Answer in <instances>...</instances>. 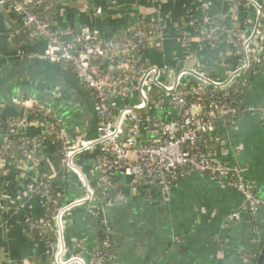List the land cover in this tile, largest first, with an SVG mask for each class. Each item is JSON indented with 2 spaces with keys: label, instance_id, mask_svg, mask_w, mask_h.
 <instances>
[{
  "label": "built area",
  "instance_id": "1",
  "mask_svg": "<svg viewBox=\"0 0 264 264\" xmlns=\"http://www.w3.org/2000/svg\"><path fill=\"white\" fill-rule=\"evenodd\" d=\"M227 1L231 6L228 15L221 19L216 16L218 28L207 30L200 40L211 49L222 48L226 43L229 56L223 52L214 65L224 75L223 78L212 76L213 66L202 69L210 84L199 89L197 72L191 67L174 69L145 58V52L155 47L161 32L160 26L152 21H142L147 28H142L139 20L127 30L110 35L98 27L84 25L68 37L53 25L47 14L48 0H0V7L21 19L17 34L31 43L44 42L43 51L33 52L32 56L71 69L96 99L94 138L70 139L53 108L34 98L15 99L14 103L24 108V114L11 117L7 129L0 131L4 167L1 170L6 173L24 165L23 171L32 173L26 196L42 198L46 210V215L39 218L26 216L25 230L38 240L48 237L50 231L57 232L60 246L55 253V264H116L118 257L113 251L112 231L106 220H103L107 235L103 250L95 249L90 259L66 255L64 236L68 210L90 202L96 213H103L106 205L101 206V202L114 200L110 196L117 176L130 178L133 191L145 186V193L165 199L193 171L204 173L212 183H230L242 194V203L231 213V218L246 222L254 239L262 242L256 221L264 199L257 193L255 184L241 167L221 161L205 150L212 143L224 144V133L237 127L242 118L257 115L264 123V94L260 103L246 100L253 79L264 76V70L255 68L252 79L244 77L255 64H264V0H246L241 11L236 10L238 4L234 0ZM96 12L101 13L102 8ZM133 26L136 30L131 35ZM180 42L186 43L183 39ZM224 78L227 81L220 83ZM232 90L239 97L236 104L227 100ZM219 91L224 92V97L219 96ZM28 125L36 130L31 136L27 133ZM48 143H56L63 168L78 177L86 191L84 197L68 203L57 198L61 196L53 187V175L42 172L40 167ZM13 148L18 149V155ZM89 148L100 151L96 186L76 160L78 154ZM4 174L0 176L1 213L7 210L11 200L3 185ZM97 190L100 195L96 194ZM49 210L54 215H49ZM219 245L224 251L229 242L221 241ZM240 253L251 262L257 257L256 253ZM24 259L17 261L35 264Z\"/></svg>",
  "mask_w": 264,
  "mask_h": 264
},
{
  "label": "crops",
  "instance_id": "2",
  "mask_svg": "<svg viewBox=\"0 0 264 264\" xmlns=\"http://www.w3.org/2000/svg\"><path fill=\"white\" fill-rule=\"evenodd\" d=\"M150 1L142 0L138 8L132 6L135 0H48V5L49 10H54L50 15L53 25L70 37L84 25L98 27L110 35L127 30L139 20L146 23L154 17ZM188 1L177 0L170 9L173 15L160 14L166 40L161 49L145 52L147 60L178 66L181 50L174 38L178 32L175 18L182 16ZM206 1L210 3L196 12L190 5L189 14H200L198 17H204V22L212 23L227 10L225 0ZM99 7L101 13L96 12ZM20 22L12 11L0 7V131L7 129L11 117L24 114V108L14 103L15 99L34 98L53 108L70 139L94 138L97 134L95 95L79 83L71 69L33 57L32 53L42 52L45 44L31 43L17 34ZM213 68L216 69L212 76L224 75L217 66ZM263 94L264 76H259L253 79L246 100L260 103ZM35 132L34 127L27 126L28 135ZM223 140L224 144L211 149L212 155L241 167L264 199V123L257 115L242 118L237 127L224 133ZM99 156L97 148L76 156L93 186H96ZM21 167L5 173L1 170L4 167L0 157V170L5 173L3 185L11 199L7 210L0 211V264L24 258L26 263L55 264V253L60 246L57 232L50 231L48 237L38 240L25 230L26 216L39 218L46 215V210L42 198L26 196L32 173L23 171L24 165ZM40 167L42 172L53 175V187L63 203L86 195L78 177L63 168L56 143L47 144ZM130 182L128 177H116L115 185L122 186V194L106 204L102 213L103 220L111 227L113 251L118 257L116 264H252L240 252L255 253L262 248V242L254 239L246 222L231 218V213L242 203V194L230 183H212L204 173L193 171L165 199L157 194L133 191ZM89 203L75 205L67 212L66 255L90 259L97 249L89 218V212L96 210ZM51 213L54 215V211ZM257 220L263 233L264 206ZM221 241L229 242L224 251L219 245Z\"/></svg>",
  "mask_w": 264,
  "mask_h": 264
},
{
  "label": "rangeland",
  "instance_id": "3",
  "mask_svg": "<svg viewBox=\"0 0 264 264\" xmlns=\"http://www.w3.org/2000/svg\"><path fill=\"white\" fill-rule=\"evenodd\" d=\"M228 4V1L225 0ZM142 2V0H135V5L132 4V6L137 7L140 5V3ZM151 10L153 11L154 17L153 18H148V23H150L152 21L153 24L160 26L161 28V34H158V40L155 43V47L149 48V49H158V48H162L163 44L166 40V35L165 33H163V27H162V18L160 17V14L162 13H172V11L170 9L173 8V6H176L177 0H151L150 2ZM207 3H210V1H206V0H198V1H194V0H189L187 2V6L183 7L184 11H182V16L175 18L176 20V28L178 30L177 34L174 35L173 37L175 38V40H177V44L180 47L181 50V56L178 58L177 62L178 69L179 68H185V67H191V69L194 72H197V79H198V84H199V89L204 88L205 86H207V84L210 82L207 80V77L204 75L202 69H208L210 66H214L215 63H217V61L219 60V56L224 53H226V56L228 57L229 55L227 54L229 48H225L226 47V43H223L222 48L220 46H215L213 49H211V47H206L207 45H205L204 43H202L201 38L202 35L207 34V30L208 31H213L216 30L218 28L216 21L218 19H213L212 23H206L204 22L203 18L204 17H198L196 16L197 14H195V16H191L187 10V8L191 5L193 6L192 9L193 11H197L199 8L203 7L204 5L207 6ZM198 5V6H195ZM230 4H228L227 10L225 13H223L219 18H223L226 14L228 15L229 13V9H230ZM246 7V6H245ZM244 7V9H245ZM138 8V7H137ZM207 8V7H206ZM251 9H253L250 6ZM206 11V10H205ZM194 13V12H192ZM170 15V14H169ZM173 15V13H172ZM171 15V16H172ZM219 21V20H218ZM217 21V22H218ZM245 22V21H244ZM214 24V25H213ZM190 28L192 29V32H189L188 30ZM233 36V35H231ZM183 39L184 42L186 43H181L180 40ZM230 40V39H229ZM186 45V46H185ZM226 50V51H224ZM169 66V65H168ZM220 66V65H219ZM172 67V66H170ZM176 67H172L174 69H177ZM223 68V67H222ZM216 68H212L211 69V73L213 72L214 75V70ZM224 69V68H223ZM222 75H220L219 77H221ZM217 77V76H215ZM208 78L210 79L211 77L208 76ZM212 79V78H211ZM219 81H222L220 83H224L225 81H227V78L221 79ZM212 86H215L214 84H212ZM225 86V85H223ZM2 105V104H1ZM262 234V243H261V247L263 245L264 242V232L261 233Z\"/></svg>",
  "mask_w": 264,
  "mask_h": 264
},
{
  "label": "trees",
  "instance_id": "4",
  "mask_svg": "<svg viewBox=\"0 0 264 264\" xmlns=\"http://www.w3.org/2000/svg\"><path fill=\"white\" fill-rule=\"evenodd\" d=\"M235 3H237L238 5V8L236 10H239L241 11L244 7V5L246 4V0H234ZM49 4V2L47 3V5ZM53 9L51 8L50 10H47V14L48 15H51L53 13ZM263 23H264V18H263ZM139 24L141 25L142 28H147V25L144 24L142 21L139 22ZM136 30V28L133 26L132 28V31H131V35L134 34V31ZM129 35V36H131ZM257 68L259 70H264V64H261V65H254L253 68H251L247 73L244 74V77L245 78H249V79H252L253 77V70ZM219 96L220 97H224V92L223 91H219ZM241 99V98H240ZM227 100L229 102H234L236 104V102L239 101V97L238 95L235 93V90H232L231 92V96L227 98ZM43 102V101H42ZM55 137V136H53ZM211 149H216V144L212 143L210 144L209 148H205V150H208V151H211ZM13 152L16 153L18 155V149H14L13 148ZM2 171L0 170V176L2 175ZM146 189L145 186H140V190L144 191ZM122 191V186H118V185H115L113 189H111V196L110 198H115L117 197L120 192ZM96 194L97 195H100V190H97L96 191ZM57 198H60L61 202L63 201V199L61 197H57ZM109 201L108 199L104 200L101 202V206H105L106 204H108ZM52 210H49V215H52ZM89 218H90V225H91V229L95 235V239H96V243H97V249L98 250H103V241L105 240L106 238V231H105V226L103 224V214L101 212L99 213H96V212H93V211H90L89 212ZM256 224L258 225V221H256ZM260 228V227H259ZM264 245V243H263ZM263 245H262V248H263ZM261 248V249H262ZM258 250L257 252H255L257 254V257L256 259L252 262V264H256L257 263V260L259 258V251H262V250ZM13 264H22L20 261H15L13 262ZM37 264H40L39 262ZM112 264V263H111Z\"/></svg>",
  "mask_w": 264,
  "mask_h": 264
},
{
  "label": "water",
  "instance_id": "5",
  "mask_svg": "<svg viewBox=\"0 0 264 264\" xmlns=\"http://www.w3.org/2000/svg\"><path fill=\"white\" fill-rule=\"evenodd\" d=\"M46 62H48V61H46ZM48 63L58 66L57 64H54V63H51V62H48ZM19 99H21V98L19 97ZM256 264H264V245H263L262 251L260 253V256H259Z\"/></svg>",
  "mask_w": 264,
  "mask_h": 264
}]
</instances>
